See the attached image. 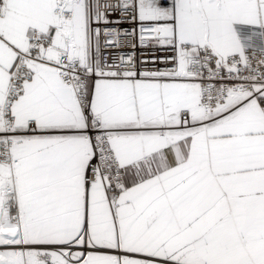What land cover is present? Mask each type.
I'll return each instance as SVG.
<instances>
[{
    "label": "snow or ice",
    "instance_id": "1",
    "mask_svg": "<svg viewBox=\"0 0 264 264\" xmlns=\"http://www.w3.org/2000/svg\"><path fill=\"white\" fill-rule=\"evenodd\" d=\"M0 264H264V0H0Z\"/></svg>",
    "mask_w": 264,
    "mask_h": 264
}]
</instances>
